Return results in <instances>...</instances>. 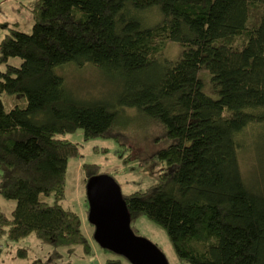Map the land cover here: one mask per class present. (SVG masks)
Wrapping results in <instances>:
<instances>
[{"label":"trees","instance_id":"obj_1","mask_svg":"<svg viewBox=\"0 0 264 264\" xmlns=\"http://www.w3.org/2000/svg\"><path fill=\"white\" fill-rule=\"evenodd\" d=\"M25 6L32 31L12 26L0 40V195L16 201L10 216L0 208V236L33 234L53 247L50 258L31 264H52L63 247L92 254L93 234L62 203L68 161L79 148L61 136L82 129L85 140L112 139L124 144L118 157L129 162L116 113L134 107L163 125L167 145L144 158L163 163L160 177L123 194L131 221L144 215L162 226L174 264H264V0ZM171 42L182 48L176 60L162 56ZM70 64L116 77V97L73 94L59 73ZM81 170L86 181L102 173L97 164ZM116 257L105 264L127 262Z\"/></svg>","mask_w":264,"mask_h":264},{"label":"rangeland","instance_id":"obj_2","mask_svg":"<svg viewBox=\"0 0 264 264\" xmlns=\"http://www.w3.org/2000/svg\"><path fill=\"white\" fill-rule=\"evenodd\" d=\"M33 0H0V40L9 31V27L16 26L18 29L30 33L32 31L31 14L27 7ZM182 53V48L177 43H168L163 50L162 56L176 60ZM10 63L19 65L21 59L12 57ZM4 66H0L2 69ZM59 73L64 76L68 89L73 94L85 98L113 99L116 97L120 83L116 77L99 70L92 65H84L81 68L75 65H66L60 68ZM200 76L206 83V92L210 91L209 73L201 71ZM7 107L13 105L11 99H4ZM119 109L116 113V128L125 132L129 141L127 149L121 151L124 156L130 155L129 162H123L118 157L123 145H119L112 139L95 137L85 140L83 130L67 133L61 136L77 144L79 155L68 161L66 172V185L64 191L63 206L78 212L81 216L82 230L91 239L93 234L92 225L88 222L85 199V174L81 165L97 164L102 173H108L119 184L122 194L128 195L136 190H142L152 185L163 168L159 160L144 158L155 153L167 145L163 140V125L144 111L134 107ZM250 139L248 138L247 142ZM242 165L247 166L248 155H242ZM250 156L252 153H249ZM51 200V198H49ZM16 204L15 200H6L0 195V208L7 214ZM131 226L137 235H142L155 243L166 255L170 264L177 262L175 251L164 228L144 215H139L131 221ZM92 242V254H85L82 248L74 246L59 248V254L52 264H105L112 263L117 259L116 254L101 249L95 241ZM53 247L30 234L18 240H8L6 236H0V264H31L35 260L50 258L54 252ZM19 251L23 256L19 255ZM115 264V263H113ZM122 264H130L122 260ZM184 264V263H179Z\"/></svg>","mask_w":264,"mask_h":264},{"label":"water","instance_id":"obj_3","mask_svg":"<svg viewBox=\"0 0 264 264\" xmlns=\"http://www.w3.org/2000/svg\"><path fill=\"white\" fill-rule=\"evenodd\" d=\"M88 222L93 239L103 249L130 264H169L164 252L132 229L131 216L117 181L108 173L90 176L85 184Z\"/></svg>","mask_w":264,"mask_h":264}]
</instances>
